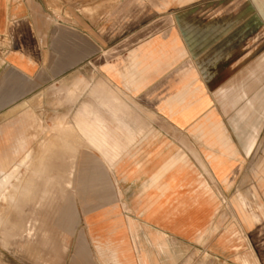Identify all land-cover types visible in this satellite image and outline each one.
<instances>
[{
	"label": "crops",
	"instance_id": "crops-1",
	"mask_svg": "<svg viewBox=\"0 0 264 264\" xmlns=\"http://www.w3.org/2000/svg\"><path fill=\"white\" fill-rule=\"evenodd\" d=\"M263 133L264 0H0V264L60 168L66 264H264Z\"/></svg>",
	"mask_w": 264,
	"mask_h": 264
},
{
	"label": "rangeland",
	"instance_id": "rangeland-1",
	"mask_svg": "<svg viewBox=\"0 0 264 264\" xmlns=\"http://www.w3.org/2000/svg\"><path fill=\"white\" fill-rule=\"evenodd\" d=\"M89 96H87L86 100L89 101ZM83 90L82 89H76L75 90V100H74V107L72 109L73 113H77L81 104L83 103ZM91 101H93L91 99ZM55 107H57L58 112L59 113H66L67 109L64 107H62V105H55ZM94 108V107H93ZM47 112H50V105L49 108H46ZM53 110H54V106H53ZM70 112V111H69ZM102 112H106V111H102ZM89 130L93 129V125H99V123L96 124H89ZM88 128V127H87ZM94 129L98 130L99 126H96ZM44 137L43 139H46L47 136H50V132H46L43 133ZM100 140L98 138H94V137H90L89 141L91 143H97L96 141ZM105 139H101V141H104ZM255 143V140L252 139V143ZM253 143V144H254ZM41 157H49V154H42L40 155ZM105 157H107V154L104 155ZM60 160H61V155H60ZM45 165V163L43 164ZM61 166V163H60ZM250 171L252 173V175L256 178H262L261 176L264 175V133L261 135V137L258 139L257 144H256V149L255 152L253 153L252 157H251V162H250ZM30 172V170H25L23 171V179L26 175H28V173ZM43 173V194L47 195L48 198L49 197H53L55 199V197L58 198V202H56V200L53 201H44L43 202V232L42 233H33V234H28L27 236H21L22 240L27 242V246H28V250H27V257L28 258H32V261H35V255L32 254V257L29 256V247L31 245H35V243L38 246H41L42 251H41V255L37 254V259L39 257L42 258V262L43 264H51V259L52 258H58V262L59 264H66L67 259L69 257L72 256V246L71 248H68V242H67V236L65 233L61 232V227H60V232L58 234L51 232V225L52 227H54V220H55V215H56V211H57V206L59 207V211H61V205H62V199L65 197L66 192H67V186H66V182H67V177L69 175L70 170L68 169H62L60 168L58 171H51L50 169H44L42 171ZM57 173V174H56ZM16 179H14V177L10 178L8 180V184L3 187L2 189V193L1 196L4 195L5 191L6 192H17V185L19 183V179L17 177H15ZM11 182V185L9 186V183ZM16 184V185H15ZM15 185V186H14ZM9 186V187H8ZM4 199H6V197H4ZM60 215V222H62V218H61V213H59ZM77 218H76V226H77ZM61 225V224H60ZM77 232H76V236H77ZM6 237V235H2L0 234V239L2 237ZM2 241V240H1ZM15 243H11L9 244L8 241L5 243H2L1 246L5 247V251L0 250V260H2L3 258H7L8 260H11V263H14L18 260L19 257V240L16 239L14 241ZM85 240L82 237V239L80 240V244H84ZM10 247V248H9ZM23 247H24V243H23ZM78 256L82 257L84 255V250L83 247H81V249L78 251Z\"/></svg>",
	"mask_w": 264,
	"mask_h": 264
},
{
	"label": "bare ground",
	"instance_id": "bare-ground-1",
	"mask_svg": "<svg viewBox=\"0 0 264 264\" xmlns=\"http://www.w3.org/2000/svg\"><path fill=\"white\" fill-rule=\"evenodd\" d=\"M80 125V124H78ZM58 128V127H57ZM148 164V163H147ZM165 165V164H164ZM19 166V165H18ZM167 166V165H166ZM164 167V166H163ZM176 167V166H175ZM20 170V169H19ZM160 170V169H159ZM162 170V169H161ZM171 170V169H170ZM18 173V168L16 167L15 170H12L11 171V174H8V173H4V172H1L0 174H3L1 177H0V196H1V193H2V189L3 187H5L7 184H8V180L12 177H14L15 175H17ZM163 173V172H162ZM161 174V173H160ZM167 174V173H166ZM210 175V173H209ZM155 176V175H153ZM212 178V176L210 177ZM162 190V188H161Z\"/></svg>",
	"mask_w": 264,
	"mask_h": 264
}]
</instances>
